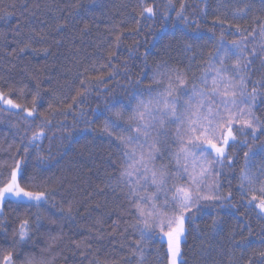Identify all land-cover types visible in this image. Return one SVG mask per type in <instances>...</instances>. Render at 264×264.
Instances as JSON below:
<instances>
[{
  "label": "trees",
  "instance_id": "obj_1",
  "mask_svg": "<svg viewBox=\"0 0 264 264\" xmlns=\"http://www.w3.org/2000/svg\"><path fill=\"white\" fill-rule=\"evenodd\" d=\"M146 7L150 17L141 15ZM221 58L246 81L257 138L236 125L234 146L207 178L224 199L187 213L176 264H264V213L240 179L244 153L264 144V0H0V93L21 106L0 103V184L19 165L26 189L50 194L39 206L0 203V264L8 256L12 264H170L167 236L138 222L118 179L120 130L104 131L105 118L115 119L106 109L157 87L164 61L186 75L191 95ZM175 129L159 138L157 168L175 170ZM250 163L249 174L264 182V153ZM158 196L163 203L165 191Z\"/></svg>",
  "mask_w": 264,
  "mask_h": 264
},
{
  "label": "snow or ice",
  "instance_id": "obj_2",
  "mask_svg": "<svg viewBox=\"0 0 264 264\" xmlns=\"http://www.w3.org/2000/svg\"><path fill=\"white\" fill-rule=\"evenodd\" d=\"M143 13L150 17L154 14V9L146 7L141 15ZM229 52V49H223L225 56ZM219 63L220 68H213L214 75L209 77L205 73L200 78L204 87L197 88L193 85L192 94L186 96V75L179 71H168L167 62L164 61L162 67L165 70L158 71L152 78V83L157 87H149L147 93L134 92L128 103L115 101L106 109L115 119L105 118L104 131L112 135L120 130L117 139L123 151L118 179L129 189L128 196L135 208L138 222H142L146 229L159 227L167 236L170 264H176V257L180 255L181 237L185 234L186 220L190 219L187 213L199 209L202 201L224 199L216 190L215 184L207 183V178L212 173V165L222 163L226 156L225 149L234 146L236 133L240 131L236 125L251 129V135L254 139L257 138L255 133L258 126L251 112L244 107L248 104L246 81L229 75V69L223 66V58ZM234 69L237 73L240 71L239 57ZM160 85L164 87L160 88ZM252 92H256L255 87ZM36 95L38 97L39 93ZM145 95L147 99L144 98ZM252 98L255 99V96ZM0 100L11 108L21 107L12 99H6L3 93H0ZM33 103H36L35 98ZM25 111L28 116H33L35 109ZM125 119L127 127L121 129L117 121ZM173 124L176 125V148L171 155L176 167L171 171L163 167L157 168L154 161L161 152L159 138L168 135L165 129ZM43 135V132L34 135L30 143L42 139ZM262 153L264 144L255 151L249 149L244 153L245 167L241 169L240 179L241 188L247 185L252 193L249 204L256 201L254 207L264 213V182H259L254 175L249 174L251 160ZM18 171L22 180L23 170L17 165V170H13L6 182L0 184V203L13 202L10 198H15L17 203L25 200L35 202L36 206L46 202L50 194L39 188L35 191L26 189L18 181ZM257 183L259 187H254ZM169 184L171 187H168ZM150 187H154L155 192L149 193ZM160 191H165L163 203L159 202ZM26 225L27 221L21 225V239L27 234ZM10 262L11 256L5 257V264Z\"/></svg>",
  "mask_w": 264,
  "mask_h": 264
},
{
  "label": "rangeland",
  "instance_id": "obj_3",
  "mask_svg": "<svg viewBox=\"0 0 264 264\" xmlns=\"http://www.w3.org/2000/svg\"><path fill=\"white\" fill-rule=\"evenodd\" d=\"M6 98V97H5ZM7 99V98H6ZM0 103L3 105V107H5L6 109H9V110H12V111H18L20 108H11V106H9V105H7L6 103H4V101L3 100H0ZM27 113V112H26ZM27 115H28V113H27ZM177 261V260H176ZM3 264H5V258H4V260H3ZM10 264H12L11 262H10Z\"/></svg>",
  "mask_w": 264,
  "mask_h": 264
}]
</instances>
